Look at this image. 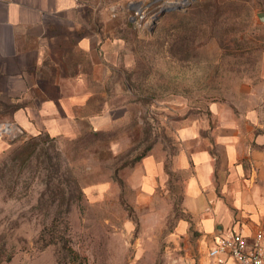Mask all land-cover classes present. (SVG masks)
Instances as JSON below:
<instances>
[{
    "label": "rangeland",
    "instance_id": "rangeland-1",
    "mask_svg": "<svg viewBox=\"0 0 264 264\" xmlns=\"http://www.w3.org/2000/svg\"><path fill=\"white\" fill-rule=\"evenodd\" d=\"M173 2L182 8L165 13L153 33L124 28L128 65L112 70L103 86L50 88L96 93L72 115L100 106L114 118L109 128L95 135L77 119L74 134L41 142L34 153L37 135L0 138L9 143L0 153V264H58L55 246L42 250L40 240L54 218L89 264H209L204 239L213 241L219 226L209 234L186 213L193 170L180 168L177 157L208 148L223 175L216 130L224 126L241 128L247 145L260 136L264 153V0ZM206 5V16L191 17ZM188 126L199 127L200 137L183 142L179 130ZM146 150L163 165L151 181L143 159L132 166ZM259 175L264 183V160ZM60 190L68 213L56 210Z\"/></svg>",
    "mask_w": 264,
    "mask_h": 264
},
{
    "label": "crops",
    "instance_id": "crops-1",
    "mask_svg": "<svg viewBox=\"0 0 264 264\" xmlns=\"http://www.w3.org/2000/svg\"><path fill=\"white\" fill-rule=\"evenodd\" d=\"M130 1L134 0H0V112L9 104L23 106L12 115H0V122H11L32 135L74 134L73 124L82 117L96 132L109 128L114 118L100 113V106L87 116L72 115L75 107L88 109L96 93L68 96L50 88L66 86V81L71 87H100L112 70L123 62L128 65L130 52L122 33L128 27L124 9ZM242 135L244 131L235 126L216 130V146L226 156L223 175L217 154L208 148L178 154L179 167L193 170L184 209L209 234L219 226L217 235L231 230L252 235L264 226L262 140L258 136L247 145ZM179 136L183 142L195 141L200 128L183 127ZM8 147L0 139V153ZM143 161L150 181L163 173L155 158ZM252 226L260 227L252 233ZM213 241L205 237V255Z\"/></svg>",
    "mask_w": 264,
    "mask_h": 264
},
{
    "label": "built area",
    "instance_id": "built-area-1",
    "mask_svg": "<svg viewBox=\"0 0 264 264\" xmlns=\"http://www.w3.org/2000/svg\"><path fill=\"white\" fill-rule=\"evenodd\" d=\"M173 1H130L128 13L131 25L138 33L150 32L154 18L163 9L176 4ZM19 131L11 122H0V138L14 136ZM206 256L209 264H264V228L257 229L252 235L236 230L221 233L207 248Z\"/></svg>",
    "mask_w": 264,
    "mask_h": 264
},
{
    "label": "trees",
    "instance_id": "trees-1",
    "mask_svg": "<svg viewBox=\"0 0 264 264\" xmlns=\"http://www.w3.org/2000/svg\"><path fill=\"white\" fill-rule=\"evenodd\" d=\"M211 11V7L209 5L204 6V9L199 11L198 13L194 12L191 17H200L202 15L206 16ZM200 14V15H199ZM127 17H125V20L127 22L128 27L130 26L129 23V13H127ZM198 26H202V24H198ZM200 28V27H199ZM94 102V101H93ZM23 106L20 103L16 104H9V106H3V111L0 112V115H12L17 110L21 109ZM101 113V110H100ZM80 121H83L82 123H85L87 128H90L91 131L97 135L100 132H96L92 129L89 122L85 117H82L79 119ZM58 136H51L48 132H41L37 134V136L31 137L30 141H33L32 144V152L34 153L41 142H47L48 140L52 138H56ZM149 150H146L143 154L137 157L136 161L132 164V166L135 163H138L142 159H144L147 156V153ZM51 181V180H49ZM60 193L62 196V202L56 206V210L60 213H68L70 210V201L66 200L65 196V190H60ZM40 240L43 244H41V249L44 250L48 248L50 245H54L56 248V256H57V262L58 264H89L87 258L85 256H82L79 254L73 247L70 242V239L65 231H61V226H58L57 218H54L52 221V226H49L45 228L42 231V234L40 235ZM1 263V262H0Z\"/></svg>",
    "mask_w": 264,
    "mask_h": 264
},
{
    "label": "water",
    "instance_id": "water-1",
    "mask_svg": "<svg viewBox=\"0 0 264 264\" xmlns=\"http://www.w3.org/2000/svg\"><path fill=\"white\" fill-rule=\"evenodd\" d=\"M188 6V5H187ZM182 8V6H176V7H169V8H165V9H163L155 18H154V20H153V25H152V27H151V29H150V32L151 33H153L154 32V30H155V28H156V26H157V24H158V21L164 16V14L165 13H167V12H169V11H172V10H175V9H181ZM258 17H259V20L262 22V23H264V13H260L259 15H258Z\"/></svg>",
    "mask_w": 264,
    "mask_h": 264
},
{
    "label": "bare ground",
    "instance_id": "bare-ground-1",
    "mask_svg": "<svg viewBox=\"0 0 264 264\" xmlns=\"http://www.w3.org/2000/svg\"><path fill=\"white\" fill-rule=\"evenodd\" d=\"M172 6V5H171ZM178 6V5H177ZM175 7V6H174Z\"/></svg>",
    "mask_w": 264,
    "mask_h": 264
}]
</instances>
